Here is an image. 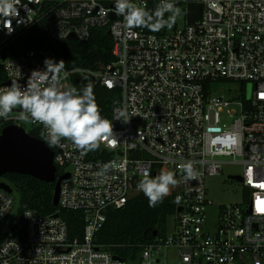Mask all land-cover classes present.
<instances>
[{
	"label": "built area",
	"instance_id": "2783aa9c",
	"mask_svg": "<svg viewBox=\"0 0 264 264\" xmlns=\"http://www.w3.org/2000/svg\"><path fill=\"white\" fill-rule=\"evenodd\" d=\"M149 4L166 15L156 32L144 24ZM191 4L202 14L189 24ZM178 9L185 23L168 31ZM45 17L53 42H84L106 30L113 62L68 69L50 46L6 53ZM0 66V132L38 129L56 176L68 174L58 210L25 211L14 232L20 215L12 193L0 188V264H127L94 237L108 210L122 209L147 186L172 196L175 215L171 232L154 237L139 264H160L169 251L180 264H264V0H0ZM96 87L117 93L118 103L91 135L88 98ZM33 99L40 100L29 105ZM229 164L242 167L232 177L247 196L219 206L210 227L205 180ZM60 211L82 215V240L69 241Z\"/></svg>",
	"mask_w": 264,
	"mask_h": 264
},
{
	"label": "trees",
	"instance_id": "16d2710c",
	"mask_svg": "<svg viewBox=\"0 0 264 264\" xmlns=\"http://www.w3.org/2000/svg\"><path fill=\"white\" fill-rule=\"evenodd\" d=\"M145 27L149 32H156L157 26L166 21L165 13L155 4L146 8ZM47 17L32 28L23 32L12 42L6 53L20 57L24 53L44 46L52 47L63 58L66 68H83L97 70L113 62L111 56L112 41L106 30H93L87 41L53 42L48 36ZM5 81L0 66V85ZM82 79V85L88 84ZM93 112L89 123L91 135H95L108 120L111 109L118 103V94L103 88L93 89L88 98ZM29 136L43 140L38 129H31ZM18 194V216L25 211L38 215H48L58 209L53 206L54 184H47L26 175L6 174L0 178ZM175 215L172 196L159 194L151 186L145 187L132 198L125 207L106 212V222L95 235L94 243L109 252L113 257L126 263L138 260L142 249L153 241V233L165 235L166 220ZM59 216L67 223L68 239L82 240L84 221L82 215L74 212L60 211Z\"/></svg>",
	"mask_w": 264,
	"mask_h": 264
},
{
	"label": "water",
	"instance_id": "95a60500",
	"mask_svg": "<svg viewBox=\"0 0 264 264\" xmlns=\"http://www.w3.org/2000/svg\"><path fill=\"white\" fill-rule=\"evenodd\" d=\"M187 23L200 20L202 14L201 5L191 4L187 6ZM53 21V18L50 19ZM109 35L110 33L107 32ZM69 40H75L70 37ZM6 54L1 55V60H5ZM7 82L6 85H11ZM25 111L26 108L24 107ZM6 174L26 175L47 184H54L52 204L58 205L59 184L62 179L68 178V174L62 177L56 176V169L53 165V153L42 140L32 138L23 129L16 126H7L0 132V178ZM233 182H237V177H232ZM0 188L11 194V187L0 182ZM179 212V209L177 210ZM24 222L20 215L11 228L14 232ZM156 231L153 237H156ZM3 238L0 240L2 241Z\"/></svg>",
	"mask_w": 264,
	"mask_h": 264
},
{
	"label": "rangeland",
	"instance_id": "374dc122",
	"mask_svg": "<svg viewBox=\"0 0 264 264\" xmlns=\"http://www.w3.org/2000/svg\"><path fill=\"white\" fill-rule=\"evenodd\" d=\"M184 11L183 10H176L172 15L169 16L168 20V31L172 30L173 27L181 28L184 25ZM223 87V86H222ZM231 88L234 90H238L239 85H231ZM245 96L247 99L250 98V89L252 86L250 84H246ZM40 99H33L28 101L29 105H35L39 102ZM19 105H14L11 109H18ZM25 127L29 129L31 126L26 124ZM109 126H107L108 128ZM242 167L237 164L232 165H225L222 168V172L214 177H208L205 180V187L207 190V194L209 199L212 201V206L208 208L207 211V225L213 226L215 215L217 213V209L219 206L225 205H233L239 204L244 201L247 196L246 189L239 183L232 182V176H241ZM12 196L14 198V214L17 212L18 209V194L13 191ZM174 223L173 217H168L166 220V229L165 235L169 234L172 230V226ZM2 233H5V228L2 229ZM127 264H139L138 260L128 262ZM169 264H176L174 261H170Z\"/></svg>",
	"mask_w": 264,
	"mask_h": 264
},
{
	"label": "crops",
	"instance_id": "0c3cea01",
	"mask_svg": "<svg viewBox=\"0 0 264 264\" xmlns=\"http://www.w3.org/2000/svg\"><path fill=\"white\" fill-rule=\"evenodd\" d=\"M170 261H174L176 264H180L178 259H177V255L174 251H169L166 255L164 262H162L160 264H169Z\"/></svg>",
	"mask_w": 264,
	"mask_h": 264
}]
</instances>
